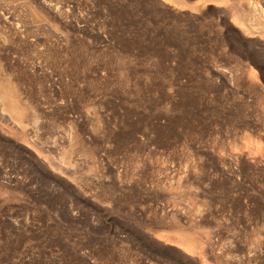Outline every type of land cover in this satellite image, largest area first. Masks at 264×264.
<instances>
[{"label": "rangeland", "instance_id": "1", "mask_svg": "<svg viewBox=\"0 0 264 264\" xmlns=\"http://www.w3.org/2000/svg\"><path fill=\"white\" fill-rule=\"evenodd\" d=\"M0 78V264H264V0H0Z\"/></svg>", "mask_w": 264, "mask_h": 264}, {"label": "bare ground", "instance_id": "2", "mask_svg": "<svg viewBox=\"0 0 264 264\" xmlns=\"http://www.w3.org/2000/svg\"><path fill=\"white\" fill-rule=\"evenodd\" d=\"M9 79L10 78L6 80L5 78L3 81L2 79L0 80V100L2 101L4 109L11 113L19 121L21 120V117L23 118L27 114L26 112H28V106H25L27 105L25 101L23 103L22 98L18 96L16 92L18 91V88H15V83L12 84V81Z\"/></svg>", "mask_w": 264, "mask_h": 264}]
</instances>
